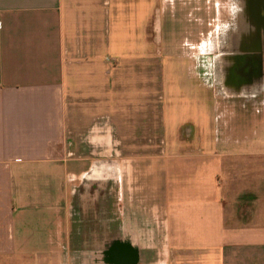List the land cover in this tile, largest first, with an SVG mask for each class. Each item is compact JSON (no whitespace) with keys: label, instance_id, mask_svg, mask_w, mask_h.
<instances>
[{"label":"crops","instance_id":"obj_1","mask_svg":"<svg viewBox=\"0 0 264 264\" xmlns=\"http://www.w3.org/2000/svg\"><path fill=\"white\" fill-rule=\"evenodd\" d=\"M181 1L0 0V264H117L94 249L116 244L120 264H264L252 96L168 62L163 153L110 159L103 142L108 119L142 115L126 72L188 34ZM90 174L108 190L79 191Z\"/></svg>","mask_w":264,"mask_h":264},{"label":"rangeland","instance_id":"obj_2","mask_svg":"<svg viewBox=\"0 0 264 264\" xmlns=\"http://www.w3.org/2000/svg\"><path fill=\"white\" fill-rule=\"evenodd\" d=\"M181 3L184 4L183 15L188 20L185 21L188 34L184 33L182 37L165 40L172 43V47H170L172 49L169 50L166 43L165 47H160L159 50L158 40L155 57L154 55H144L145 52H142L139 66L135 65L129 74L126 72L127 78L139 80L141 84L140 106L138 103H129L126 106L130 110L134 108L140 111L137 114L142 115L137 118L125 119L124 124L122 121L118 123L116 119L107 120L111 133L103 142L107 143L110 158L120 157L123 154L127 155L126 159L132 160L145 155L163 153L159 148H162V143L169 141L170 138V135L167 136L163 129V119L158 118L163 110L165 96L164 85L167 79L164 76L165 63H183L189 68V73L194 76H196V69L194 71L192 69L196 67L195 65H199L201 71L198 78L199 81L200 78L204 79L209 85H206V92L209 95L219 93V88L223 87L220 83L219 64H222V58L229 57L233 52L229 48L236 40L234 34L239 30L243 16L244 8L241 6V0H182ZM196 4L199 7L194 6ZM244 15L248 17L249 14L245 13ZM161 41L163 45L164 40L161 39ZM251 96L253 107L264 110V89L261 87L259 92H253ZM152 110L153 112H151ZM150 115L157 118L152 119ZM99 121L94 120V126ZM247 121L246 115L240 119V122L248 125ZM252 121L254 124L256 123L257 127L256 138L258 139L255 142L261 146L264 142V118H255ZM120 144L124 151L117 148V145ZM155 145L159 147L156 148ZM125 166L131 173L135 170L133 162H128ZM132 176L134 177V174Z\"/></svg>","mask_w":264,"mask_h":264},{"label":"flooded vegetation","instance_id":"obj_3","mask_svg":"<svg viewBox=\"0 0 264 264\" xmlns=\"http://www.w3.org/2000/svg\"><path fill=\"white\" fill-rule=\"evenodd\" d=\"M241 6L244 8L243 16L239 30L234 34L236 40L229 48L233 52L229 57L222 58L223 62L219 64L220 83L229 93L251 96V93L259 92L261 87L264 89V0H241ZM245 13L249 14L248 17L244 15ZM238 51L240 53H237ZM242 56L244 57L241 59ZM91 174L88 177L92 179L81 185L79 191L89 190L91 193H97L108 190L110 182H103L101 185V182L94 179ZM94 249L110 256L117 254L115 258L117 264L121 263L120 260L123 262L127 260L132 251L121 244ZM126 264L129 263L126 262Z\"/></svg>","mask_w":264,"mask_h":264}]
</instances>
